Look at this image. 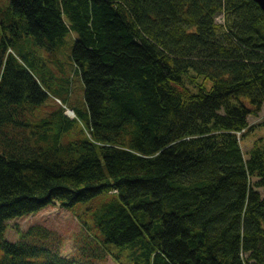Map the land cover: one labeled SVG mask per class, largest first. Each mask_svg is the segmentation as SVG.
<instances>
[{"label":"trees","instance_id":"16d2710c","mask_svg":"<svg viewBox=\"0 0 264 264\" xmlns=\"http://www.w3.org/2000/svg\"><path fill=\"white\" fill-rule=\"evenodd\" d=\"M4 14L0 264L98 259L82 245L63 256L40 225L5 233L101 194L92 225L81 219L107 249L145 264H264V149L245 157L236 135L264 105L256 1L9 0ZM70 30L82 107L52 93L69 85L45 62Z\"/></svg>","mask_w":264,"mask_h":264},{"label":"rangeland","instance_id":"374dc122","mask_svg":"<svg viewBox=\"0 0 264 264\" xmlns=\"http://www.w3.org/2000/svg\"><path fill=\"white\" fill-rule=\"evenodd\" d=\"M8 3L9 0H0V38L3 35L1 21L7 22L4 9ZM75 36V32L70 30L62 41L54 46L51 61L45 60V62L58 74L60 80L64 78L67 80V85H69L68 93L66 94L59 89H53L52 93L60 98L68 95L70 104L82 107L81 103L84 99L83 84H81L80 75L75 72L74 63H72L70 58V51L74 44ZM50 84L52 88H56L52 80H50ZM260 109L258 113L248 116L247 121H249L250 129L246 131L247 133L245 135L241 134V131L236 133L237 138L240 137V148L245 157L249 155V151L252 149H264V105ZM259 190L262 192V189ZM105 198L106 196L101 194L87 203H78L71 210L64 209L58 204L49 205L34 214L12 218V220L7 221L5 238L13 241L17 237L18 230L24 231L30 226L40 225L49 228L58 235V238H60L59 249H61V253L65 257L81 255V247L85 246L87 249L84 252L90 258L92 256L98 258H92L90 264H145L143 257L136 254L135 248L118 247L111 243L104 244L108 247L107 249L95 236L99 235L98 231L95 228L83 225L82 219L92 225V219L89 214L97 202ZM95 244L98 245V248L95 247ZM109 250L116 253L118 258L114 257Z\"/></svg>","mask_w":264,"mask_h":264},{"label":"water","instance_id":"95a60500","mask_svg":"<svg viewBox=\"0 0 264 264\" xmlns=\"http://www.w3.org/2000/svg\"><path fill=\"white\" fill-rule=\"evenodd\" d=\"M254 1H256L258 3V5H259L261 11H263V15H264V0H254ZM69 111H71V114L73 115L72 110H68V111L66 110V114H68Z\"/></svg>","mask_w":264,"mask_h":264},{"label":"bare ground","instance_id":"6f19581e","mask_svg":"<svg viewBox=\"0 0 264 264\" xmlns=\"http://www.w3.org/2000/svg\"><path fill=\"white\" fill-rule=\"evenodd\" d=\"M68 115L71 116V117L73 116V115L71 114V111H69Z\"/></svg>","mask_w":264,"mask_h":264}]
</instances>
